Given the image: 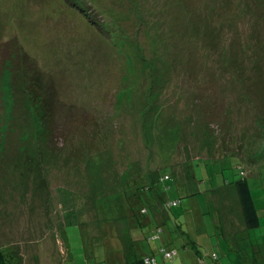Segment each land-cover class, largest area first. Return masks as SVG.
I'll return each mask as SVG.
<instances>
[{
  "label": "rangeland",
  "instance_id": "374dc122",
  "mask_svg": "<svg viewBox=\"0 0 264 264\" xmlns=\"http://www.w3.org/2000/svg\"><path fill=\"white\" fill-rule=\"evenodd\" d=\"M242 164L264 172V0H0L8 258L87 264L96 213L111 225L130 204L126 186L166 187L181 223L189 175L207 190L234 184ZM252 192L260 205L261 181Z\"/></svg>",
  "mask_w": 264,
  "mask_h": 264
},
{
  "label": "crops",
  "instance_id": "0c3cea01",
  "mask_svg": "<svg viewBox=\"0 0 264 264\" xmlns=\"http://www.w3.org/2000/svg\"><path fill=\"white\" fill-rule=\"evenodd\" d=\"M243 165H240L239 168L244 167ZM245 175L249 180L251 190L252 184L255 185V183H258V180L264 185V172L248 170ZM199 181L200 179L196 175H193L192 186L188 188L185 185L184 187L186 189L184 194L191 198L190 200L188 199V202L192 209L191 214L189 210L185 209L186 219L180 224L172 218L167 207H164L169 200L179 199L166 198V187L160 190V192L164 191V200H162L164 205H156L152 209V220L151 218L150 220H146L141 229L133 227L137 224V220L127 221V219H124L125 222L115 219L111 225L104 221L103 224L99 225L98 220L100 217L96 213L97 219L94 220L95 225L93 227L95 233L91 234L93 240L85 242L87 264L98 263L99 260L105 261V257L106 259L108 258L105 251H103L101 256H96L94 247L99 246V241L102 237H106L104 243L109 240L111 228L117 229L116 232L121 239H124L121 236H124L127 229H130L129 238H137L139 240L144 238L142 243H144L145 252L143 254H140V248H135L132 251L128 247H124L123 250L126 249V251H123L124 255H122L121 262L126 264H139L140 259H144L148 255L155 258V262L151 264H202V262L204 264H264V200H260L261 204L259 205V200L254 198L260 216V224L258 227L250 229L245 222L241 200L235 183L231 184L229 182L226 185H213L211 188L204 190ZM202 196H205L204 200ZM223 207L231 210L229 211V215H226L227 212L224 211ZM207 211L210 214L214 213L215 216L211 215L207 220L203 215ZM192 212L197 213L198 216H192ZM220 225L222 227H219ZM157 227H162L163 233L165 234L166 232L169 237H172L173 244L171 247L176 248L178 252L171 259H165L162 253L159 252V248L157 249V245L154 248L151 245L152 249L150 250H148V246L151 243L148 241L149 245H145L146 235L147 237L151 236ZM136 230H139V232ZM136 233L140 235L135 237L134 234ZM180 237L182 239H179ZM164 238L160 237L161 244L166 245L167 239ZM178 245L181 246V251ZM117 246L121 247L118 244ZM90 258H94L95 260H90Z\"/></svg>",
  "mask_w": 264,
  "mask_h": 264
},
{
  "label": "trees",
  "instance_id": "16d2710c",
  "mask_svg": "<svg viewBox=\"0 0 264 264\" xmlns=\"http://www.w3.org/2000/svg\"><path fill=\"white\" fill-rule=\"evenodd\" d=\"M80 10H82V8ZM249 162L252 165L256 164L255 159H249ZM243 168L244 167H240V178L235 182V186L238 190L239 197L241 200V205L243 208V213H244L246 225L248 226V228L251 229V228H256L259 226L260 216H259L256 204H255V200L253 197L251 186L249 184V180H248L247 176L245 175L246 171ZM189 176H193V175L191 174ZM169 179H171V175L167 174V173L162 177L163 181H166ZM138 185H140V184H137V185L134 184V185L126 186L125 190L127 192V196L129 198L128 201H130V204L127 206L125 211L122 214H120V216L118 218H116L118 220L127 219V221L137 220V224L135 225L136 227L133 226L135 229H141L143 227V225L145 224L144 222L146 220H150V218L152 220V216H153L152 209L154 207H156V205H157L156 202H159L160 200H164L163 194H160V191H158V189L155 187L154 184L153 185L150 184L149 186H147L145 183H142L141 186L137 187ZM155 193H158V197L155 196ZM175 200L179 201V203L177 205H171V202L175 201ZM180 204H181L180 198L174 199V200H169V202L167 203L168 212L171 213L170 211H172L173 208L178 207ZM179 224H177V225L179 226ZM129 232H130V229L129 230L127 229L124 236H121V237H124V239H122V246L120 248H118V247L115 248V246L112 245L111 242L108 240L105 243V245L107 247L106 256L108 258L106 259V257H105V262L100 261L97 264H102V263L103 264H126V263L121 262L122 255H124L123 251H126V249L123 250L124 247L125 248L128 247L132 251L135 248H137V249L140 248L139 249L140 254H143L145 252V248L143 247L144 243H142L144 238H142V240H139L136 238H134V239L129 238ZM163 232H164V230L162 227H157L155 229V231L152 232L151 236H149V237L146 236V238L147 239H156V238H160V237L161 238L165 237L164 239H167L166 245L163 244L159 248V252L162 253V256L165 259H168L165 256L166 252H170V251H174V250L176 252H178V251L176 248L171 247V245L173 244L172 243V237H169L166 232H165V234ZM176 255H177V253L174 256H176ZM153 262H155V258L153 256L148 255L144 259H140V261L138 263L139 264H151ZM18 263H19V257L18 256L13 255L10 258H8L5 254V250L0 248V264H18ZM160 264H167V263H160ZM202 264H204V263L202 262Z\"/></svg>",
  "mask_w": 264,
  "mask_h": 264
},
{
  "label": "built area",
  "instance_id": "2783aa9c",
  "mask_svg": "<svg viewBox=\"0 0 264 264\" xmlns=\"http://www.w3.org/2000/svg\"><path fill=\"white\" fill-rule=\"evenodd\" d=\"M179 203V201L175 200V201H172L171 202V205H177ZM177 252L174 250V251H170V252H166L165 253V256L170 259L172 258Z\"/></svg>",
  "mask_w": 264,
  "mask_h": 264
}]
</instances>
